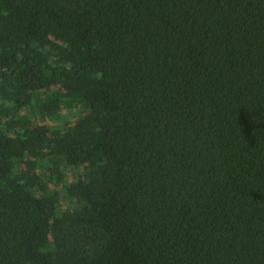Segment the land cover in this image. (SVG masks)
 <instances>
[{"label":"trees","instance_id":"trees-1","mask_svg":"<svg viewBox=\"0 0 264 264\" xmlns=\"http://www.w3.org/2000/svg\"><path fill=\"white\" fill-rule=\"evenodd\" d=\"M0 264H264V0H0Z\"/></svg>","mask_w":264,"mask_h":264}]
</instances>
